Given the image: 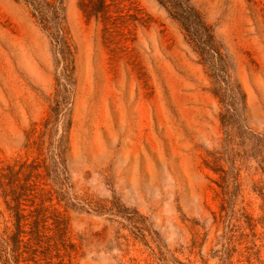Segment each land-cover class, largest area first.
<instances>
[{"label": "rangeland", "instance_id": "rangeland-1", "mask_svg": "<svg viewBox=\"0 0 264 264\" xmlns=\"http://www.w3.org/2000/svg\"><path fill=\"white\" fill-rule=\"evenodd\" d=\"M0 264H264V0H0Z\"/></svg>", "mask_w": 264, "mask_h": 264}]
</instances>
